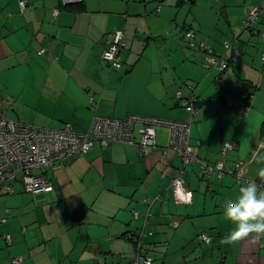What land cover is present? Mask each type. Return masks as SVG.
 <instances>
[{
  "label": "crops",
  "instance_id": "0c3cea01",
  "mask_svg": "<svg viewBox=\"0 0 264 264\" xmlns=\"http://www.w3.org/2000/svg\"><path fill=\"white\" fill-rule=\"evenodd\" d=\"M19 1L0 0V103L8 119L57 130L70 123L85 134L94 117L92 95L102 117L184 122L189 115L176 95L194 92L199 113L190 144L209 167L223 163L224 174L205 175L200 163L186 166L192 202L177 205L170 184L183 166L176 153L162 150L171 141L169 128L157 129L158 150L146 158L135 147L95 145L86 156L46 174L54 187L46 195L53 203L67 201L73 219L62 239L39 247L36 235L10 220L11 210L0 209V264H12L16 257H23V264H128L135 256L129 234L142 228L152 233L146 243L155 264H264V238L220 243L234 228L223 217L225 202L246 184H237L236 163L244 161L246 179L255 182L264 167L259 161L264 156V21L251 32L242 29L261 0H188L191 24L180 15L186 0H163L166 9L148 0H82L79 10L67 9L61 0H25L24 12ZM119 30L124 67L115 72L102 55ZM188 30L216 53L233 43L242 60L222 74L207 70L203 51L189 50L185 43ZM244 93L252 96L248 104ZM225 142L238 148L223 155ZM203 233L211 237L210 246L199 241Z\"/></svg>",
  "mask_w": 264,
  "mask_h": 264
},
{
  "label": "built area",
  "instance_id": "2783aa9c",
  "mask_svg": "<svg viewBox=\"0 0 264 264\" xmlns=\"http://www.w3.org/2000/svg\"><path fill=\"white\" fill-rule=\"evenodd\" d=\"M61 1L63 6L82 3V0ZM27 6V1H19L21 12H24ZM159 10L157 8V11ZM57 15L58 10H55L54 16ZM261 19L264 21V0H261L259 6H254L249 10L242 23V29L244 31L252 29ZM262 39L264 41V34ZM185 43L191 50L203 51L204 67L220 74L229 69L231 62L241 61L244 56L243 52L237 50L233 43H225L224 51L216 53L204 43L196 42L193 31L185 34ZM124 51V33L119 30L114 32L107 41L102 55L103 61L108 64L111 71L118 72L123 69L122 54ZM45 52L46 50H42L40 54ZM176 98L189 115L184 122H170L135 115H130L123 120L102 117L97 114L99 103L91 95L90 109L94 117L90 129L85 134L76 133L70 123H66L62 129L57 130L12 121L7 118L6 108L0 103V199L15 194V182H19L24 192L32 196L53 192L54 187L46 174L58 171L76 157L86 156L95 145L102 149L115 144L135 147L138 155L146 158L158 150L157 129L166 127L171 130V141L169 146L162 150L164 153H176L181 158L183 166L178 176L171 179L170 188L173 199L177 205H190L192 193L185 186V167L200 163L203 174L209 176L215 172L222 177L224 165L218 163L212 168L197 159L190 144V136L193 121L199 113L198 101L194 92L189 97L183 98L179 91ZM242 99L250 103L252 96L244 93ZM248 111L249 108H246L245 112L248 113ZM136 126L139 128L137 129ZM237 148L238 145L235 142H225L222 153L225 155ZM233 175L238 185L253 181L246 179V167L242 160L236 163ZM256 183L261 190H264V178ZM133 214L135 217L138 216L136 211H133ZM150 216L148 212L146 224ZM1 222L5 223L6 220L3 219ZM150 236L152 233L145 232L144 228L135 232L131 238L135 256L128 264H154L155 254L149 253L146 243ZM5 239L9 244L12 243L11 236L8 235ZM198 239L208 246L212 244V239L207 234H200ZM23 263V257L12 259V264Z\"/></svg>",
  "mask_w": 264,
  "mask_h": 264
},
{
  "label": "rangeland",
  "instance_id": "374dc122",
  "mask_svg": "<svg viewBox=\"0 0 264 264\" xmlns=\"http://www.w3.org/2000/svg\"><path fill=\"white\" fill-rule=\"evenodd\" d=\"M136 1L140 2V0ZM172 1L179 3L180 0ZM155 3L161 5L163 9H166L168 1H147L148 5H155ZM191 7L192 5L188 2V0H186L184 7L179 8L181 10L180 15L182 19L185 18V22L187 24H191L192 22L193 15ZM202 21L206 23L208 22V19L202 18ZM199 36L201 37V35ZM14 187L15 194L1 198L0 209L7 208L12 211L10 220L17 222L18 230L24 228V230L31 231L28 233V235H36L39 247L41 246L44 249H46L47 246L50 245V242H45L46 240L51 238H55V240L62 239L66 234V226L69 223L70 225L71 223H73V219L68 217L69 215H67L66 213L67 210H65V206L67 207L69 205L68 202L63 201L59 203H53L46 194L32 196L24 192L22 185L19 182H15ZM76 215L77 212L75 213V216L72 214L71 217L74 216V219H76ZM24 254L28 253L24 252Z\"/></svg>",
  "mask_w": 264,
  "mask_h": 264
},
{
  "label": "clouds",
  "instance_id": "9594fccd",
  "mask_svg": "<svg viewBox=\"0 0 264 264\" xmlns=\"http://www.w3.org/2000/svg\"><path fill=\"white\" fill-rule=\"evenodd\" d=\"M259 161L264 163V156H260ZM258 176L264 178V167L258 169ZM223 217L234 228L221 239L222 245H233L249 239L256 243L264 238V190L254 181L242 185L236 197L225 202Z\"/></svg>",
  "mask_w": 264,
  "mask_h": 264
},
{
  "label": "trees",
  "instance_id": "16d2710c",
  "mask_svg": "<svg viewBox=\"0 0 264 264\" xmlns=\"http://www.w3.org/2000/svg\"><path fill=\"white\" fill-rule=\"evenodd\" d=\"M81 5V3L80 4H75V5H69V6H64V7H66L67 9L69 8V9H74V10H79L80 8H78L79 6ZM253 29V28H252ZM252 29H250V30H248V31H246V32H251L252 31ZM188 31H191V30H188ZM187 31V32H188ZM187 32H185V34L187 33ZM184 38H185V36H184ZM247 103V102H246ZM248 104V103H247ZM246 108H249L248 106L246 107ZM246 110V109H245ZM9 217H10V211L9 212H6L5 213V216H4V218H2V220L3 219H5V220H7V219H9ZM135 233H132V234H129V240L132 242V237H133V235H134ZM133 244V243H132ZM148 246V245H147ZM134 248V247H133ZM148 250H149V253L151 254V255H154L155 253H153V252H151L150 251V249H149V247H148ZM155 262H156V259H155ZM155 262H154V264H155Z\"/></svg>",
  "mask_w": 264,
  "mask_h": 264
},
{
  "label": "water",
  "instance_id": "95a60500",
  "mask_svg": "<svg viewBox=\"0 0 264 264\" xmlns=\"http://www.w3.org/2000/svg\"><path fill=\"white\" fill-rule=\"evenodd\" d=\"M181 1H183V0H181ZM76 216H79V213H77V215ZM76 220H77V218H76Z\"/></svg>",
  "mask_w": 264,
  "mask_h": 264
},
{
  "label": "bare ground",
  "instance_id": "6f19581e",
  "mask_svg": "<svg viewBox=\"0 0 264 264\" xmlns=\"http://www.w3.org/2000/svg\"><path fill=\"white\" fill-rule=\"evenodd\" d=\"M199 160V159H198ZM196 165V164H195ZM200 165V164H199Z\"/></svg>",
  "mask_w": 264,
  "mask_h": 264
}]
</instances>
